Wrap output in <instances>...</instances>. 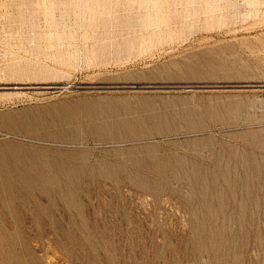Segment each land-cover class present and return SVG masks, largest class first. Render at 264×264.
I'll list each match as a JSON object with an SVG mask.
<instances>
[{
	"label": "rangeland",
	"instance_id": "1",
	"mask_svg": "<svg viewBox=\"0 0 264 264\" xmlns=\"http://www.w3.org/2000/svg\"><path fill=\"white\" fill-rule=\"evenodd\" d=\"M142 96L185 98L180 107L193 108L204 125L159 133L147 123L130 129L137 136L102 141L79 122L110 108L125 118V104L105 102ZM202 97L250 106L228 123L213 121ZM137 110L134 117L148 118ZM67 119L90 136L73 145L38 136L62 131ZM263 130L264 0H0V145L90 154L97 165L79 181L81 206L56 212L64 222L96 230L86 239L97 264H264V181L244 189L241 156L230 152L264 155L244 142L246 134ZM209 138L222 144L198 150L200 173L220 174L215 169L223 148V164L242 175L233 186L219 179L204 193L179 195L145 190L132 180L151 172L132 170L131 150L149 158V146L170 163L166 154L182 153L171 143L182 148ZM117 164L118 171L105 170ZM27 226L42 264H77L72 246L56 243L49 226L44 236H37L30 218ZM0 264H7L1 247Z\"/></svg>",
	"mask_w": 264,
	"mask_h": 264
},
{
	"label": "bare ground",
	"instance_id": "2",
	"mask_svg": "<svg viewBox=\"0 0 264 264\" xmlns=\"http://www.w3.org/2000/svg\"><path fill=\"white\" fill-rule=\"evenodd\" d=\"M201 101L204 111L213 121L224 123L243 115L244 107L250 106L230 103L211 104L203 97ZM105 103L107 105L125 104L124 111L127 117L120 118L119 111L110 108L105 112H90L89 117L84 118L83 122L79 121L85 129L94 132L92 137L102 141H119L137 136L138 134L130 129L147 123L158 128L159 133H169L178 126L190 129L204 125V120L193 108L180 107L188 103V100L182 97L142 96L136 101L111 98ZM157 106H159V112L156 109ZM137 109L147 112L148 118L144 120L134 117ZM3 119V122L7 121L6 118ZM247 120L252 119L248 117ZM59 126L62 131L58 133L43 132L38 136L54 139L66 145H73L77 141L83 142L85 137L90 136L77 132L76 124L70 119L62 121ZM244 142L254 150L264 153V130L246 134ZM216 143L222 144L209 138L186 141L180 148L181 144L173 142L170 145L176 150L181 149L182 153L166 154L165 157L171 160L170 163L161 162L159 155L149 146L148 150L151 152L149 158L138 155V149L131 150L133 152L130 154L128 163L133 167L132 170L151 172L144 176L135 173L132 180L145 190L152 192L173 190L179 195L183 191L190 192L191 189L204 193L211 186H218L219 179L224 186L231 187L242 175L234 174L236 172H232V169L229 171L227 165L223 164L221 161L224 155L223 148H220L218 152L220 160L215 169L220 171V174H201L203 168L194 159L202 156L198 152L201 147H209ZM230 152L241 156L240 161L243 163L241 170L245 172L246 181L243 183L239 181L244 189L250 188L251 181L261 180V178L264 181V155L257 156L255 153L246 151L238 153L237 149H230ZM90 159L89 153L78 149L51 150L39 145L11 142L0 145V247L5 254L7 264H42L37 254L39 246L30 243L28 239L32 234L27 226L29 218L36 226L37 236H44V229L49 226L56 243L59 242L64 247L71 245L70 249L78 261L77 264H97L90 254L94 244L90 238L86 239L94 235L93 231L96 230H89L84 223L75 225L74 220L69 219L64 222L63 218H57L56 212L57 207L70 206V209L75 212L78 206H81L82 198L76 189L83 187L79 181L85 178L88 170L96 168L97 163L94 165ZM120 165L117 164L114 167L106 165L105 170L118 171L121 169ZM118 181L119 179L113 178L115 184ZM262 184L264 186L263 182ZM74 217L77 218V215ZM69 235L73 236L71 241L68 240Z\"/></svg>",
	"mask_w": 264,
	"mask_h": 264
}]
</instances>
